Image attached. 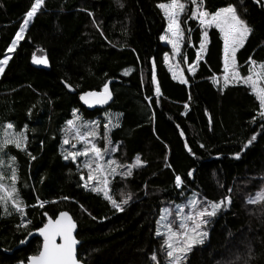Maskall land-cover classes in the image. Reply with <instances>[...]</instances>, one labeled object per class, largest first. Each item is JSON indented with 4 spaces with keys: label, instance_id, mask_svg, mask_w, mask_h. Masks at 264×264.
I'll list each match as a JSON object with an SVG mask.
<instances>
[{
    "label": "trees",
    "instance_id": "trees-1",
    "mask_svg": "<svg viewBox=\"0 0 264 264\" xmlns=\"http://www.w3.org/2000/svg\"><path fill=\"white\" fill-rule=\"evenodd\" d=\"M167 2L44 0L33 17L0 75V127H26L27 152L35 157L11 145L7 149L17 158V187L26 207L23 217L10 205L11 215L0 207V264L27 263L42 241L35 238L17 249L20 241L61 211L78 224L83 264H155L150 259L154 253L159 264H167L160 251L163 238L155 235L160 210L192 193L211 201L230 196L232 202L210 220L206 242L194 247L184 264H264V203H247L264 188V121L258 117V101L245 85L223 86V40L215 28L208 29L203 60L194 72L188 70L196 64L203 39L197 20L189 18L194 7L189 0H183L188 12L181 16L184 39L178 57L187 83L173 79L165 60L172 48L161 39L167 20L158 7ZM33 3L0 0V59L10 54L7 49ZM229 4L253 29L237 52L241 75H246L249 57L264 62V6L256 0H204L210 12ZM34 55L46 58L50 69L34 68ZM63 82L77 94H70ZM109 82L112 103L87 111L78 96L101 92ZM74 112L81 118L78 123L99 122L96 143L101 148L103 126L109 118L118 120L119 127L109 132V147L116 150L106 160L110 156L128 165L139 155L143 162L132 176L111 181L110 194L117 202L131 194L123 211L83 186L80 176L83 172L86 179L87 169L77 165L84 157L76 163L63 158L83 147L66 131ZM66 136L76 149L63 143ZM176 175L184 179L181 189L175 187ZM28 221L27 228L17 227Z\"/></svg>",
    "mask_w": 264,
    "mask_h": 264
},
{
    "label": "snow or ice",
    "instance_id": "snow-or-ice-1",
    "mask_svg": "<svg viewBox=\"0 0 264 264\" xmlns=\"http://www.w3.org/2000/svg\"><path fill=\"white\" fill-rule=\"evenodd\" d=\"M189 3L194 6L189 18L198 20L203 30L200 51L196 56L197 61L202 58V53L206 50L208 29H218L223 40V86L227 87L230 83L247 86L251 90V94L254 95L255 100L258 101V117L261 121H264V62H257L249 57L247 74L241 75L237 61V52L244 47L253 29L241 17L237 7L233 4L210 12L204 7V0H189ZM240 3L243 4V0H240ZM256 3L264 6V0H256ZM43 4L44 0H34L31 9L27 12L19 31L16 33L15 39H13L7 49L8 53L13 52L19 41L24 39L23 34ZM158 7L163 11L164 17L167 20V33L161 39H167L172 45L174 52L178 54L181 42L184 39L181 16L188 12V5L183 0H169L167 3L158 4ZM10 59V55H5L3 59H0V75L4 73ZM167 59L168 57L166 56L165 60ZM33 62L47 64V59L37 58L34 55ZM188 70L194 72V68L192 67H189ZM173 78H176L175 72L173 73ZM152 80L153 82L156 81L155 72H153ZM180 82L187 83L183 78H181ZM218 82V80L214 79V83ZM156 94H160L158 84ZM111 98L112 95L108 84L103 86L101 92L90 91L80 96V99L86 105L105 104ZM73 115L75 118L67 122L68 130L66 131H70L73 139L77 143L82 144L83 147L79 150L66 152L63 158L65 160L70 159L73 163H76L78 157H84L82 165H77L78 168L87 169L86 179L83 172L80 176V179L84 181L83 186L86 189L90 188L92 192L102 195L116 210L123 211V205L129 203L131 194H128L120 202H117L110 194L111 181L116 176H119L121 179L132 176L133 169L143 164L140 156L138 155L135 158V162L128 165H123L115 159L106 160L105 157L109 155L110 151L116 150L109 147L112 144L109 132L112 128L119 127L118 120L114 123L109 118L108 123L103 126L105 147L101 148L96 143V140L100 138L98 131L99 122H85L81 124L78 123L81 118L75 112ZM252 122H256L255 117ZM260 127L264 128V124H261ZM13 129L14 125L12 123H7L0 127V207H3L6 215H11L12 213L9 211L10 205L12 209L23 217L26 204L17 187L19 182L17 158L10 156L7 149L11 145L17 150L24 151L30 159L34 160L35 157L27 152V128L25 127L20 131H14ZM180 135L183 136L184 133L181 132ZM257 135L259 133L252 135L244 145V148L250 146L257 139ZM63 143L67 145L71 141L66 136ZM77 143H71V147L76 149ZM185 147L189 153H192V149L187 144H185ZM200 147H204V145L201 144ZM192 154L195 155L194 153ZM5 156L8 157L7 160L4 159ZM236 158H240L239 153L236 154ZM166 166L171 167V165ZM121 169L125 170L121 171ZM193 171H189L187 176H192ZM5 172H7V175ZM174 183L177 189H181L184 186V179L180 175H176ZM228 191L231 192V189ZM64 199H67V197ZM231 202L230 196L224 197L219 201H211L207 198L201 199L198 195H194L186 203L175 205V208L161 209L160 218L156 222L155 235L163 238L160 251L164 253L167 264H184L187 253L191 252L194 246L204 243L207 237L204 226L210 222L211 218L216 217L226 204L230 205ZM247 203H264V189L249 197ZM39 207L43 208L44 203L39 202ZM45 215L47 216V213ZM30 223V221L26 223L22 222L17 227L27 228ZM76 227L77 225L72 216L66 211H61L55 219L49 216L47 222L38 230L39 235L43 237L42 247L36 254L28 257L27 264H79L76 247L78 241L73 235ZM58 239L59 243L57 242ZM20 243L25 244L27 240L22 239ZM150 259L155 264H159L155 253Z\"/></svg>",
    "mask_w": 264,
    "mask_h": 264
},
{
    "label": "rangeland",
    "instance_id": "rangeland-1",
    "mask_svg": "<svg viewBox=\"0 0 264 264\" xmlns=\"http://www.w3.org/2000/svg\"><path fill=\"white\" fill-rule=\"evenodd\" d=\"M197 22H198V24H199V21H198V20H197ZM29 24H30V23H29ZM28 26H29V25H28ZM199 26H200V25H199ZM200 27H201V26H200ZM25 32H26V31H25ZM166 33H167V29H166L165 34H164L163 36H165ZM23 35H25V33H24ZM169 35H170V34H169ZM162 41L165 42V43H167V44L172 48V53H173V54H171V56H168V59L166 60V63H167V67H168V69H169V71H170L172 77H173V73H174V72L176 73V78H173V79H174L175 81L178 82L179 80H181V78L184 79L183 70H182V68L180 67L179 62H178V57H179V55H180V51H179L178 54H177L176 52H174L172 45L168 42L167 39L162 40ZM181 46H182V42H181ZM180 49H181V47H180ZM199 51H200V49L197 51V53H198ZM204 54H205V51L202 53V58H201L199 61H202V60H203ZM9 55L12 56V52H11ZM199 61L196 60V64H194L193 66H191L192 68H194V71L196 70V65H197V63H198ZM190 72L192 73V71H190ZM221 80H222V83H223V77L221 78ZM229 85H243V84H232V83H230ZM109 159H111L110 156H109ZM263 189H264V188H263ZM194 195H197V194L192 193V194L188 195L187 197H184L181 201H176V202L167 203V204L163 205L161 209H163V208H175V205L186 203L187 200L190 199V198H192ZM254 195H255V194H253V196H254ZM198 196H199V198L204 199L202 196H200V195H198ZM226 206H228V205L226 204ZM222 210H223V209H222ZM160 213H161V210H160ZM160 213H159V217H158V219L160 218ZM211 219H212V218H211ZM208 227H209V223H208L207 225L204 226V230L207 232V237H208ZM207 237L205 238L204 243L206 242ZM197 246H199V245H197ZM197 246H194V247H197ZM194 247H193V248H194ZM189 253H190V252H189ZM189 253H187V255H188ZM187 255H186V257H187Z\"/></svg>",
    "mask_w": 264,
    "mask_h": 264
},
{
    "label": "water",
    "instance_id": "water-1",
    "mask_svg": "<svg viewBox=\"0 0 264 264\" xmlns=\"http://www.w3.org/2000/svg\"><path fill=\"white\" fill-rule=\"evenodd\" d=\"M32 66L34 68H38V69H44V70H49L50 69V65H49V62L47 61V64H40V63H34L32 62ZM111 83V82H110ZM110 83L108 84V87H109V90L111 92V89H110ZM63 86L66 88V90L72 94V95H75L77 94L76 90L74 88H72L70 85L66 84L65 82H63ZM70 86V87H69ZM90 92V91H89ZM83 95V94H81ZM80 95V96H81ZM111 95H112V98L105 104H92V105H86L84 104V102L80 99V96H79V102L81 103V105L87 110V111H95V110H104L106 109L113 101V94L111 92ZM73 218V217H72ZM74 220V219H73ZM75 221V220H74ZM76 223V222H75ZM77 227H76V230L74 231L73 235L75 236V238L77 239V233H78V224L76 223ZM35 238H38L42 241L43 243V237H41L39 235V232L38 230L35 231V232H32L31 235L28 236V238L26 239L27 240V243L25 244H20V246H18L17 249H21L23 247H26L33 239ZM78 241V244H77V259H78V250L79 248L81 247V242L77 239ZM57 242L59 243V239L57 240ZM79 261V259H78ZM23 264H27V263H23ZM79 264H83L82 262L79 261Z\"/></svg>",
    "mask_w": 264,
    "mask_h": 264
},
{
    "label": "crops",
    "instance_id": "crops-1",
    "mask_svg": "<svg viewBox=\"0 0 264 264\" xmlns=\"http://www.w3.org/2000/svg\"><path fill=\"white\" fill-rule=\"evenodd\" d=\"M217 30H218V29H217ZM184 80H185V78H184ZM178 82L181 83L180 80H179Z\"/></svg>",
    "mask_w": 264,
    "mask_h": 264
},
{
    "label": "bare ground",
    "instance_id": "bare-ground-1",
    "mask_svg": "<svg viewBox=\"0 0 264 264\" xmlns=\"http://www.w3.org/2000/svg\"><path fill=\"white\" fill-rule=\"evenodd\" d=\"M109 83H110V82H109ZM109 83H108V84H109ZM83 94H84V93H83ZM78 97H79V96H78ZM34 232H35V231H34Z\"/></svg>",
    "mask_w": 264,
    "mask_h": 264
}]
</instances>
